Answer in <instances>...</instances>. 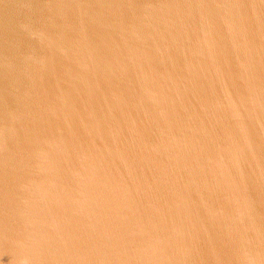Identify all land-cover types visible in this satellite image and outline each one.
Segmentation results:
<instances>
[{"label": "water", "instance_id": "water-1", "mask_svg": "<svg viewBox=\"0 0 264 264\" xmlns=\"http://www.w3.org/2000/svg\"><path fill=\"white\" fill-rule=\"evenodd\" d=\"M0 264H264V0H0Z\"/></svg>", "mask_w": 264, "mask_h": 264}]
</instances>
